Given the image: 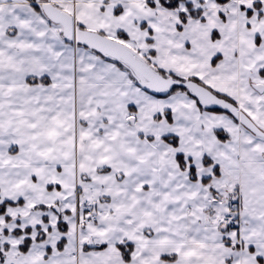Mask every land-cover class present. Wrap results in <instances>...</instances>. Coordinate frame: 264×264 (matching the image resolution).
<instances>
[{
  "label": "snow or ice",
  "instance_id": "obj_1",
  "mask_svg": "<svg viewBox=\"0 0 264 264\" xmlns=\"http://www.w3.org/2000/svg\"><path fill=\"white\" fill-rule=\"evenodd\" d=\"M0 264H264V0H0Z\"/></svg>",
  "mask_w": 264,
  "mask_h": 264
}]
</instances>
